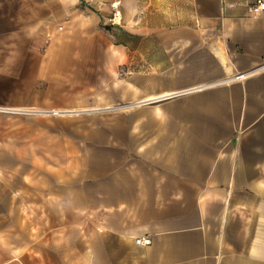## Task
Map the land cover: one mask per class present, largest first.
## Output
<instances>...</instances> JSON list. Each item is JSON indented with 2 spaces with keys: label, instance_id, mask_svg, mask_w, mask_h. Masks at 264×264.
<instances>
[{
  "label": "crops",
  "instance_id": "1",
  "mask_svg": "<svg viewBox=\"0 0 264 264\" xmlns=\"http://www.w3.org/2000/svg\"><path fill=\"white\" fill-rule=\"evenodd\" d=\"M115 1L0 0V264H264V11Z\"/></svg>",
  "mask_w": 264,
  "mask_h": 264
},
{
  "label": "built area",
  "instance_id": "2",
  "mask_svg": "<svg viewBox=\"0 0 264 264\" xmlns=\"http://www.w3.org/2000/svg\"><path fill=\"white\" fill-rule=\"evenodd\" d=\"M121 2V0H116L114 2V5H117ZM264 11V0H256V3L250 8V12L252 14H259ZM246 76V73H241L235 76L236 79L244 78ZM58 111H54L53 114H58ZM151 242L150 238H142L137 239V243L141 245H146Z\"/></svg>",
  "mask_w": 264,
  "mask_h": 264
},
{
  "label": "rangeland",
  "instance_id": "3",
  "mask_svg": "<svg viewBox=\"0 0 264 264\" xmlns=\"http://www.w3.org/2000/svg\"><path fill=\"white\" fill-rule=\"evenodd\" d=\"M54 112V111H53ZM53 112L51 111V114H53ZM58 114H61V113H58ZM54 115V114H53Z\"/></svg>",
  "mask_w": 264,
  "mask_h": 264
}]
</instances>
